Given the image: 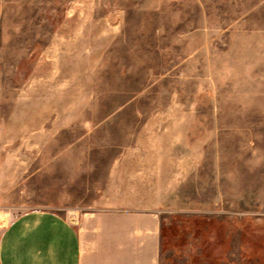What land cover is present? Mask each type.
I'll return each instance as SVG.
<instances>
[{"label":"rangeland","instance_id":"obj_1","mask_svg":"<svg viewBox=\"0 0 264 264\" xmlns=\"http://www.w3.org/2000/svg\"><path fill=\"white\" fill-rule=\"evenodd\" d=\"M113 207L159 264H264V0H2L0 212Z\"/></svg>","mask_w":264,"mask_h":264},{"label":"crops","instance_id":"obj_2","mask_svg":"<svg viewBox=\"0 0 264 264\" xmlns=\"http://www.w3.org/2000/svg\"><path fill=\"white\" fill-rule=\"evenodd\" d=\"M91 215L83 216L80 228L49 210L7 215L0 226V264L160 263L157 211L113 207Z\"/></svg>","mask_w":264,"mask_h":264},{"label":"bare ground","instance_id":"obj_3","mask_svg":"<svg viewBox=\"0 0 264 264\" xmlns=\"http://www.w3.org/2000/svg\"><path fill=\"white\" fill-rule=\"evenodd\" d=\"M5 218H6V214L5 213H1L0 214V223H4L5 222Z\"/></svg>","mask_w":264,"mask_h":264}]
</instances>
